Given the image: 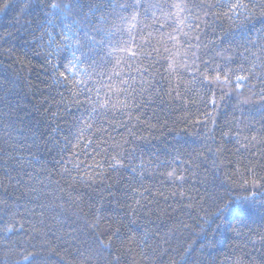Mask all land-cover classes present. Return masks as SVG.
<instances>
[{"label": "trees", "instance_id": "trees-1", "mask_svg": "<svg viewBox=\"0 0 264 264\" xmlns=\"http://www.w3.org/2000/svg\"><path fill=\"white\" fill-rule=\"evenodd\" d=\"M261 96L264 0H0V264H264Z\"/></svg>", "mask_w": 264, "mask_h": 264}, {"label": "snow or ice", "instance_id": "snow-or-ice-1", "mask_svg": "<svg viewBox=\"0 0 264 264\" xmlns=\"http://www.w3.org/2000/svg\"><path fill=\"white\" fill-rule=\"evenodd\" d=\"M52 7L59 8L60 5H59V4H54V5H52ZM71 7H72L71 5H65V9H66V11H71ZM94 7H98V6H94ZM232 7H233V8H240V7H242V5H240V4H235V5H233ZM64 39L68 40L69 37L66 35V36H64ZM77 59H79V58H77ZM240 71H243V69L241 68ZM62 75H63V74H62ZM212 79H214V80L217 81V82H220V76H219V74H218L216 77L212 78ZM228 79H229L228 75L225 74L224 80L227 81ZM246 79H247L246 76H243V75L237 76V77H236V81H237L236 88L239 89V88L241 87V84H240L239 82L244 81V80H246ZM204 80L208 81L209 83L212 82V80H211L208 76H204ZM260 99H261L262 101H264V96H261ZM245 102H246V101H245ZM212 103L215 104V101L213 100ZM116 163L119 164L120 161H119V160H116ZM170 175H171V173H170ZM23 259H24V261H29V257H28V256H25Z\"/></svg>", "mask_w": 264, "mask_h": 264}]
</instances>
